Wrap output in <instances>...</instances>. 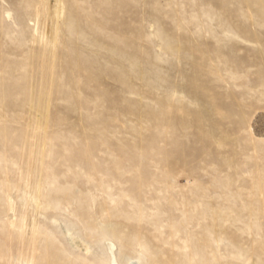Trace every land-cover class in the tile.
I'll list each match as a JSON object with an SVG mask.
<instances>
[{
    "label": "rangeland",
    "instance_id": "374dc122",
    "mask_svg": "<svg viewBox=\"0 0 264 264\" xmlns=\"http://www.w3.org/2000/svg\"><path fill=\"white\" fill-rule=\"evenodd\" d=\"M0 264H264V0H0Z\"/></svg>",
    "mask_w": 264,
    "mask_h": 264
}]
</instances>
